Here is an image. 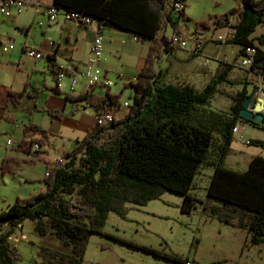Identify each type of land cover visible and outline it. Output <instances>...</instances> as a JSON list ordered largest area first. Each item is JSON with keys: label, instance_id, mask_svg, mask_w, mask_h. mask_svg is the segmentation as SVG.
I'll return each instance as SVG.
<instances>
[{"label": "trees", "instance_id": "1", "mask_svg": "<svg viewBox=\"0 0 264 264\" xmlns=\"http://www.w3.org/2000/svg\"><path fill=\"white\" fill-rule=\"evenodd\" d=\"M176 3H182L183 10L177 12ZM240 3L241 10L213 14L196 25L208 30L235 27V35L228 42L240 45L237 58L220 61L203 88L190 82L164 81L166 70L158 65L165 55L180 48L174 43L175 37L181 40L180 32L175 28L171 36L165 33L168 25L175 27L184 17V0H54L46 6L54 5L62 12L86 13L97 18L102 33L108 27L131 32L149 48L135 81L125 83L135 91L126 114L119 118L115 115L106 124L96 122L83 138L74 141L72 150L64 151L56 160L40 157L47 164L45 188L27 198L17 197L6 210L0 211V264L19 262L18 248L9 239L13 229L27 219L34 220L39 234L59 239L66 249L42 246L40 260L32 264H83L92 234H104L111 213L126 218L128 204L144 206L171 191L184 196L182 209L192 213L197 199L190 192L208 167L214 168V172L206 188L207 198L201 202L203 209L212 219L245 228L252 244L264 243V156L253 157L245 171L226 165L235 141L233 127L247 123L264 129V123L241 114L250 97L248 76L260 74L264 79V49L260 47L264 45V35L252 37L264 22V0H240ZM248 46L257 50L253 64L244 67L248 74L245 78H236L233 73L243 67L238 57L244 55ZM65 71L70 74L68 69ZM225 85L240 88L235 92ZM96 87L87 92L66 93L65 98L92 106L97 115L119 105L118 96L109 91L105 97L93 93ZM41 90L38 85L29 90L28 84L25 91L36 97ZM60 91L58 85L53 88L55 94ZM218 93L230 99L227 109L212 107ZM22 96L20 92H10L16 105ZM48 112L63 116L60 110ZM33 133L38 136H32ZM51 135L37 123L25 125L17 146L26 154L25 162L36 160L28 154L35 143L41 148L50 145ZM249 145L264 146V141L251 139ZM17 161L4 157L2 172H13ZM6 225L9 230L3 232ZM127 243L174 262H186L175 253Z\"/></svg>", "mask_w": 264, "mask_h": 264}, {"label": "rangeland", "instance_id": "2", "mask_svg": "<svg viewBox=\"0 0 264 264\" xmlns=\"http://www.w3.org/2000/svg\"><path fill=\"white\" fill-rule=\"evenodd\" d=\"M184 2L186 3L185 15L177 24L184 47H180L172 54L165 55L158 65L164 69L168 68L170 72L172 70L173 72L181 70L180 73L182 75L178 76L190 79L187 81L182 78H176L175 75L172 77L166 76L164 81H172L173 79L175 83L190 82L198 88H203L213 77L220 61H233L237 58L240 45L235 42H226V40L221 41L222 43L215 42L212 39L218 36L224 39L225 35L233 32L230 29L208 30L203 26L196 25L198 22L209 19L210 15L213 14H223L231 9H238L239 11L242 9V4L240 0H184ZM63 15V13L58 15V22L64 20ZM42 21L46 22L47 20L42 19ZM175 31L173 25H168L165 34L171 36ZM201 33L202 36H199ZM262 35H264V22L258 25L252 37ZM195 36L201 37L200 39L204 43L207 41L204 53L208 57L206 55L191 56L193 55L192 46ZM258 44L260 43L258 42ZM260 46L264 49L263 44H260ZM8 56V52H0V60H4ZM238 59L240 58L238 57ZM44 60H39V67H42L43 64L41 62ZM206 60H208L207 65L205 63ZM239 67L233 74L236 78L243 79L248 74L245 72L244 67ZM189 68L193 71L206 68L208 72L207 74H199L197 71L190 73ZM77 74L80 80L84 79L82 72ZM52 75V73L48 72L46 84H44L43 80L40 81L43 90H41L35 101L26 96L22 99L21 105L15 108L11 104L7 105L3 94L0 92V165L4 156L15 153L13 148L17 146L18 141L22 140L25 125L32 122L49 129L54 120L51 113L49 114L48 112L50 107L59 109L68 118H73L72 111L74 108L71 107L73 105L67 104L64 107L66 100L63 95L53 94L51 90V87H54L56 83ZM109 76L114 86L111 85L115 89L116 77L113 75ZM247 79L249 80L250 97L254 96L253 99L255 100L257 97H261L262 101H264V79H259L257 82L252 81L249 76ZM1 80L6 82L8 79L3 77ZM63 81V88L70 90L62 92L74 93L71 92L70 78L67 77ZM34 86L36 85H31L29 90H33ZM47 86L50 89L46 88ZM76 87H80V84ZM223 87L235 92L240 88V86L227 85ZM101 88L108 90L110 87ZM128 88L132 89L133 87L128 86ZM129 89L120 95H114L118 96L120 104L124 107H129L128 102L131 103L129 97L130 94L132 96L133 92ZM103 92L104 90L102 89L98 91L100 94H103ZM127 100L128 102H126ZM35 103L37 109L34 107ZM229 105L230 99L220 93L216 94L212 100L213 108L227 109ZM92 112L93 109L90 108L88 115L92 114ZM118 116H120V113L117 114ZM68 122L67 120L62 121L61 126L64 132L72 128ZM239 131L244 133L246 140L250 141L256 136L264 141V129L262 128H254L246 123L240 127ZM32 135H35V133ZM8 139L13 141L12 145L7 143ZM52 141L53 153H50L49 157L51 160H53V156L57 157L58 154H60L59 157L62 156L63 151L67 152V149L73 144L72 141L69 142L67 136L64 137V143L66 144L64 147H62L61 139H58L54 144H52ZM232 143L236 153L228 157L226 165L235 170H247L252 155L260 152L262 145H249V142L245 143L237 137ZM46 147H49V145L47 144ZM57 148L61 149L57 150ZM61 151L62 153H59ZM39 158L37 159V156L34 155L32 158L36 159L34 162L17 161L16 163L19 164L14 163L13 172H2L0 167V211L6 210L8 203H13L17 197L27 198L45 188L43 179L46 175L47 164L43 160H39ZM211 169L212 167H208L201 172L198 176L195 190H192L204 200L207 198L206 188L209 187L210 182V175H205L210 173ZM183 201V195L167 191L160 199L150 200L144 206L128 204L129 211L126 218L120 217L115 213L109 214L105 229H103L104 234H92L82 263L184 264L171 261L164 255L139 249V247L127 243L128 241L149 246L155 248V250L181 255L186 262L189 261L191 264H264V243L252 244L250 235L247 234L245 228L232 227L210 218L209 213L202 207V200L199 199L196 201L197 209L193 210L192 213H187L182 209ZM35 227L36 223L34 220L27 219L21 226L15 227L11 233L9 242L18 248L21 256L17 264H32L33 261L40 260L38 257L42 246L66 251L59 239L49 235H41L36 231ZM7 230H9V225L3 227V232H7Z\"/></svg>", "mask_w": 264, "mask_h": 264}, {"label": "crops", "instance_id": "3", "mask_svg": "<svg viewBox=\"0 0 264 264\" xmlns=\"http://www.w3.org/2000/svg\"><path fill=\"white\" fill-rule=\"evenodd\" d=\"M24 2L25 5L20 10H18L17 8H13L11 15H4L0 11V14H2L0 15V52L2 51L4 53H9V56L6 59L0 60V77L1 79L3 77L8 79L6 82L0 79V92L3 94L7 105L11 104L13 108L18 107L21 105L22 99L26 96L32 99V101H35L37 99V96L31 97L25 91L27 85L29 84V88L31 85H38L41 87V80H43L45 82L44 84H46V75L48 74V72L53 74V80H55L56 82L54 87L58 85V88L61 90V93L56 95H63V97L65 98V94L68 92L62 91L70 90H68L67 88H63V80L67 77L70 78V87L72 90L71 92H74L72 94L85 92L84 79H79L78 84H80V87H76L75 90L72 89V76L85 70V63L86 61H88L91 55V47L93 46L94 36L99 30L98 24L93 23L85 26V24L72 21L70 19L66 20L65 18L64 20L59 22L51 21L46 15V6L52 5L54 3V0H24ZM42 19H46L47 21L43 22ZM39 22H42L43 25L41 26ZM175 28L178 31V25H175ZM229 28H232L231 30H233V32L225 35L224 39H222L220 36H218L217 38L213 37L212 39H214L215 42H223L225 40L226 42H228L235 35L236 31L235 27ZM202 33L199 34V36H202ZM199 36H195L192 48H194L197 43H201L203 50L200 54L192 53V57L206 55L204 51L206 49L205 44L207 43V41L206 43H204ZM103 37L105 47L104 61L101 62V68L109 78V75H113L114 77H116L117 81L115 82V89L112 87V85L114 86V84L112 83L108 90L97 86L93 93L97 94L100 97H105L106 92L108 91H111V93H114V95H120L125 91L127 92V89H129L128 87H126L125 83L131 82L134 78H136L143 68L146 61L148 44H146V42H140L137 37L131 32L117 30L114 27L106 28L103 31ZM52 42L53 44L51 45ZM6 44H13L14 48L9 51H5L3 49V45ZM28 47H39L47 50L48 54L45 58H43L45 60L41 62L43 64L42 67H39V59H32L25 55L24 51ZM206 57L208 56L206 55ZM207 61L208 60L205 61L206 65ZM66 69L70 71V74L65 71ZM164 70H166V76L172 77L176 75V78H182L187 81L190 80L189 78L178 76L180 74L182 75V73H180L181 70L179 72H173V70L172 72H170L168 68ZM195 71H197L199 74H207L208 72L206 68L197 69L194 71L189 68L190 73ZM61 72H64L65 74L61 76ZM250 78L252 81L257 82L263 77L260 74L252 73L250 74ZM54 87H51L52 92ZM46 88L49 87L47 86ZM100 89L104 90L103 94L98 93ZM129 90L133 92L132 96L130 94L129 97V101L132 103L135 91L133 88ZM10 92L22 93L23 96L21 97L20 104L16 105L11 100ZM53 94L55 93L53 92ZM65 100L66 103L64 107H66L67 104L73 105L71 106L72 108H74L72 111L73 118H68L65 115L59 117L51 114L54 120L52 121L49 129H46L53 135L50 136L49 147H42L41 150L35 151L39 155V157H44L51 160V158H49L50 153H53L51 140H53L52 144H54L58 139H61V142L63 144L62 147H64L66 145L64 143L65 136H67L69 142H73L72 146L67 149L68 151L72 150L74 148V141L83 138L97 122V112L92 106H85L83 102L76 103L68 101V99L66 98ZM126 102H128V100ZM131 103L128 102V106H130ZM34 107L35 109H37L36 103ZM90 108L93 109V112L92 114L88 115ZM128 108L129 107L122 106L119 101V105L114 108L116 117L119 113L120 116H118V118L124 116L128 111ZM50 109L59 110L52 107H50ZM66 120L69 121V126H72V128L64 132L61 124L62 121L64 122ZM32 136L37 137L36 134ZM236 137L238 138V136L235 134V139ZM253 139L260 138L255 136L253 137ZM19 142L20 141H18V143ZM17 146L13 148V150H15L14 154L6 155L4 157L18 159L25 162V159H27L26 154L18 150ZM231 146L232 150L230 155H233L236 153L234 152L233 143ZM60 149L61 148H57V150ZM59 153H62V151ZM258 154H261V151L255 155H252V158ZM59 155L60 154H58L57 157H59ZM57 157L53 156V160H55ZM212 172H214L213 168L211 169V172L206 173L205 176H211ZM190 194L196 199L205 201L204 199L198 197V195H196L192 191L190 192ZM9 204L11 203H8V205ZM196 209L197 208H195V210ZM248 233L249 232L247 231V234Z\"/></svg>", "mask_w": 264, "mask_h": 264}, {"label": "built area", "instance_id": "4", "mask_svg": "<svg viewBox=\"0 0 264 264\" xmlns=\"http://www.w3.org/2000/svg\"><path fill=\"white\" fill-rule=\"evenodd\" d=\"M25 5L24 0H0V11L4 15H11L12 9L17 8L20 10ZM176 11L180 12L183 10V4L182 3H176L175 4ZM63 13L64 18L66 20H72L76 22H80L82 24H85V26H88L93 23H97V18L92 17L90 15H86V13L76 11V12H66V11H59L55 6H51L49 8H46V15L48 16L49 20L57 21L58 15H61ZM42 26L43 23L39 22ZM99 28V27H98ZM230 30L232 28H229ZM233 31V30H231ZM174 43L176 45H180L181 48L184 47V44L182 43V39L179 41L178 38H174ZM53 42L51 43V45ZM104 37L103 33L101 32L100 28L96 32L94 39H93V46L91 47V55L85 63V70H83L82 74L84 75V88L85 92L90 91L94 86L99 87H110L112 84L111 78H109L101 68V62H103V56H104ZM14 48L13 44H6L3 45V49L5 51H9ZM202 50V45L197 43L195 47L192 49L193 53L200 54ZM256 48L252 46H248L246 50L244 51V55L240 57L239 64L243 67H248L253 64V55L256 52ZM25 55H27L29 58L32 59H39L42 60L46 57L48 54L47 50L39 47H28L25 49ZM65 73L61 72L60 75L63 76ZM137 78V77H136ZM134 78L132 81H135ZM79 82L78 74H75L72 76V89L75 90L76 86ZM115 116V110L112 108L107 112L101 113V115H97V122L98 124H106L114 120ZM240 127L236 126L233 127L234 134L238 136V138L247 143L249 140H246V136L242 131H239ZM7 143L9 145H12V140H8ZM41 149V146L37 143L34 144L33 151H31L28 155H36L37 159L39 158L37 153L35 151H38ZM261 155L264 156V146H262ZM186 264H191L189 261L186 262Z\"/></svg>", "mask_w": 264, "mask_h": 264}, {"label": "water", "instance_id": "5", "mask_svg": "<svg viewBox=\"0 0 264 264\" xmlns=\"http://www.w3.org/2000/svg\"><path fill=\"white\" fill-rule=\"evenodd\" d=\"M254 96L248 97L245 101L246 108L243 109L241 114L259 123H264V102L261 97L253 99Z\"/></svg>", "mask_w": 264, "mask_h": 264}, {"label": "bare ground", "instance_id": "6", "mask_svg": "<svg viewBox=\"0 0 264 264\" xmlns=\"http://www.w3.org/2000/svg\"><path fill=\"white\" fill-rule=\"evenodd\" d=\"M263 102H264V101H263ZM28 157H29L30 159H32V158L34 157V155H29Z\"/></svg>", "mask_w": 264, "mask_h": 264}]
</instances>
